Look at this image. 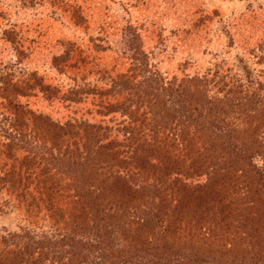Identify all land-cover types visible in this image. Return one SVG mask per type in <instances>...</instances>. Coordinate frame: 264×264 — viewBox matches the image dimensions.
I'll return each instance as SVG.
<instances>
[{"label": "trees", "instance_id": "trees-1", "mask_svg": "<svg viewBox=\"0 0 264 264\" xmlns=\"http://www.w3.org/2000/svg\"><path fill=\"white\" fill-rule=\"evenodd\" d=\"M133 59L137 65L126 70L113 72V64L101 92L75 86L59 97L74 104L88 92L98 114L124 116L109 125L31 110L20 98L33 86L50 97L59 93L35 80L0 83V190L29 218L44 210L65 228L49 236L26 227L0 231V264H264V165L254 163L261 151L246 146L262 145V99L213 89L197 76L165 80ZM242 114L255 121L247 141ZM162 161L177 168L163 173L168 185L186 189L203 177L192 187H207L209 196L188 189L190 208L176 201L171 210L156 209L142 189L154 190ZM143 219L151 230L159 220L156 237L139 240Z\"/></svg>", "mask_w": 264, "mask_h": 264}, {"label": "rangeland", "instance_id": "rangeland-1", "mask_svg": "<svg viewBox=\"0 0 264 264\" xmlns=\"http://www.w3.org/2000/svg\"><path fill=\"white\" fill-rule=\"evenodd\" d=\"M135 57H141L143 65L154 67L165 80L178 83L197 76L213 89L240 90L245 92V100L251 102L254 96L253 100L264 103V0H0V83L30 79L32 84L37 81L39 86L59 90L57 98L39 92L37 86L27 91L20 100L35 112L57 119L74 113L102 121V125H109L111 117H124L119 112L98 114L88 92L77 95L79 102L74 104L59 97L75 86L96 85L101 92L107 87L108 70L114 65L113 72L135 66ZM136 76L134 80H140L138 73ZM3 118L0 116V131L6 130ZM240 121V132L247 141L255 121L244 114ZM262 130L256 139L262 145H246L261 151L254 158L260 168L264 165ZM158 166L153 174L159 179L154 190L142 189L156 209L171 210L176 201L177 207L190 208L185 200L188 189L209 196L207 187H192L205 178H191L186 189L171 187L163 173L176 166L165 161ZM218 181L226 191L222 183L227 181L226 175ZM6 198L9 201L0 190V231L26 227L34 234L49 236L65 230L44 210L43 216L29 218ZM136 214L143 215L140 206ZM151 229V221L143 219L139 240L148 234L156 237Z\"/></svg>", "mask_w": 264, "mask_h": 264}]
</instances>
